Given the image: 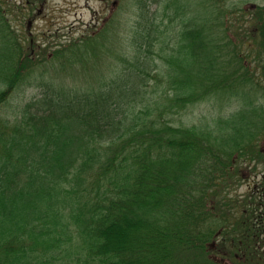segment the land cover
Wrapping results in <instances>:
<instances>
[{"label":"trees","instance_id":"obj_1","mask_svg":"<svg viewBox=\"0 0 264 264\" xmlns=\"http://www.w3.org/2000/svg\"><path fill=\"white\" fill-rule=\"evenodd\" d=\"M181 3L136 0L111 77L83 84L51 78L32 40L23 52L0 2V264H252L224 246L264 247V2L247 4L258 20L239 40L256 45L242 58L225 21L241 8L202 0L190 18ZM165 18L179 28L159 65ZM86 35L68 46L102 39ZM232 98L228 116L175 123Z\"/></svg>","mask_w":264,"mask_h":264},{"label":"rangeland","instance_id":"obj_2","mask_svg":"<svg viewBox=\"0 0 264 264\" xmlns=\"http://www.w3.org/2000/svg\"><path fill=\"white\" fill-rule=\"evenodd\" d=\"M178 1L184 3L185 0ZM201 1L189 0L188 17L192 18L203 14ZM0 2L3 4L1 9L4 10L5 7L11 25L18 33V40L21 43L23 52L30 49L28 42L32 40L33 50L39 52L40 64L46 65L50 69L51 78L60 80L63 77L66 82L81 81L83 84L101 82L111 77V66L118 62L116 54L121 44L127 42V38L131 37V29L137 14L136 0H0ZM263 2L264 0H227L228 6L243 10L233 11L230 18L228 17L225 20L228 22V24L226 23L228 26L226 33L234 38L238 49L241 45L243 50L250 51L256 45L254 42V45H252L248 37L244 42L240 41L239 37L244 35V32L251 34L258 20L254 13H250L247 4L261 5ZM170 11L173 13V10ZM161 12H163V9ZM163 21L165 24L168 22L167 29L170 36H172V40L168 43L167 49L163 48L161 50L165 52L156 56L159 65L163 64V55L167 56L170 53L169 50L174 46L175 38L173 37L178 35L177 30L179 28L177 20L172 23L165 18ZM106 23L107 25L102 30ZM97 32L102 35V39H100L102 43L95 38V40H92L91 49H86L84 53L76 51L73 46H71L73 48L68 46L73 41H79L77 39L80 37L87 36L88 33L93 35ZM42 44L49 46V48L43 50ZM76 46H78V49L84 48L82 42L76 43ZM61 47L65 48V51L56 55L54 49ZM83 54L84 57L86 56L87 65L74 62L77 55ZM238 54L241 58L243 57L240 49ZM243 59H245L244 63L253 71L256 61L251 60V57ZM42 65H38L37 69L44 68ZM257 74L258 71L254 73L255 80H262L258 79L257 76L259 75ZM262 82L264 85V79ZM210 100L213 101V99ZM214 103L215 108L208 101L201 102L194 107H188L175 118V123L181 124L179 122H182L181 125L189 126L197 123L198 118L200 119L203 116L221 115L225 117L230 115L239 105L234 98L229 100L219 99L218 102ZM259 103L264 105L263 97ZM261 168L262 166L258 167L257 175L252 173L250 177L244 179L235 188L233 194L242 197L244 193L250 191L262 175ZM241 220L243 219H240L239 222ZM233 244V242H228L227 246H224L225 250L223 252L233 255L234 259H251L252 264L256 262L260 264V261L264 264V247L261 249H255L256 246L255 248H249L250 255L248 258L245 249L242 252L238 250L239 247ZM255 251L261 252V255L255 253Z\"/></svg>","mask_w":264,"mask_h":264}]
</instances>
